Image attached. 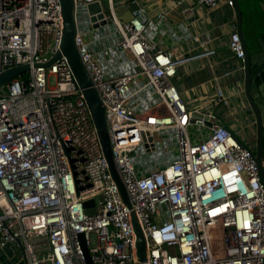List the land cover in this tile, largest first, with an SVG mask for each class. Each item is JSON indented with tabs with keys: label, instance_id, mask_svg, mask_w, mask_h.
<instances>
[{
	"label": "built area",
	"instance_id": "obj_1",
	"mask_svg": "<svg viewBox=\"0 0 264 264\" xmlns=\"http://www.w3.org/2000/svg\"><path fill=\"white\" fill-rule=\"evenodd\" d=\"M73 1L74 18L78 4L105 5L111 14L105 20L121 37L117 47L130 55L132 71L110 76L88 50V37L76 29L74 46L104 108L114 166L130 207L109 172L67 60L61 56L48 65L60 52L59 0H0V73L29 68L0 89V264H87L79 235L91 264H264V186L252 153L214 115L205 116L214 121L208 137L193 143L188 127H204L205 118L192 117L172 81L179 67L215 52L205 44L180 56L155 50L139 19L143 10L124 24L114 0ZM169 1L182 7L186 0ZM220 1L194 0L210 10ZM228 48L244 59L236 31ZM138 78L165 115H139L128 106ZM216 95L226 106L222 91ZM164 130L174 132L176 156L139 174L132 154L144 148L143 135L147 140ZM132 214L146 241L142 262Z\"/></svg>",
	"mask_w": 264,
	"mask_h": 264
},
{
	"label": "crops",
	"instance_id": "obj_2",
	"mask_svg": "<svg viewBox=\"0 0 264 264\" xmlns=\"http://www.w3.org/2000/svg\"><path fill=\"white\" fill-rule=\"evenodd\" d=\"M253 1L259 2L260 7L264 8V0H237L245 30L258 25H249L253 17L249 4ZM121 3L129 6L133 0H122ZM137 5L138 9L143 10L139 19L145 25V36L155 50L170 51L175 56H180L198 52L200 45L205 44L209 50L215 52L210 58L194 60L179 67L172 79L186 109L196 114L197 118H205L204 127L195 126L193 123L188 127L190 140L198 143L208 137L214 121L207 120L205 116L214 115L216 120L223 123L244 145L255 147L253 125L245 124L240 110L235 105L234 73L240 61L228 48L230 33L236 31V11L233 3L222 0L213 10L196 5L194 0H186L182 7L169 0H143ZM187 8L190 10L186 11ZM131 14L133 15V12ZM260 20L259 24H263L264 19ZM123 53L130 59L128 52ZM144 84L143 78H138L132 84L128 106L139 115H165L166 110L153 95L152 89L143 88ZM217 90L222 91L227 100L226 106L217 103ZM160 133H165L175 140L172 130Z\"/></svg>",
	"mask_w": 264,
	"mask_h": 264
},
{
	"label": "water",
	"instance_id": "obj_3",
	"mask_svg": "<svg viewBox=\"0 0 264 264\" xmlns=\"http://www.w3.org/2000/svg\"><path fill=\"white\" fill-rule=\"evenodd\" d=\"M59 2L61 5L63 19L60 52L54 55L48 65L57 61L61 56L65 57L67 60L77 86L81 90L90 111L104 158L108 164L109 172L119 190L123 203L127 207H130L125 189L114 166L104 108L96 91L92 88L90 79L80 62L74 46V37L76 33L74 1L59 0ZM232 3L236 11V32L244 50V59L240 61L239 66L236 68V72L234 73V86L236 89L235 105L240 110L245 124L253 125L252 129L256 136L255 147L250 149L237 137L236 139L252 153L259 170L260 181L264 186V161L262 162L261 160L264 155V23L245 30L243 27V16L238 2L237 0H232ZM128 8L132 13L138 9V5L133 2L128 6ZM86 11L90 26L93 30H97L99 27L109 24V22L105 20V17L107 16L108 19H110L111 14L105 5L91 4L86 6ZM246 35H248V38ZM28 69V66H19L0 73V89H2L11 80L26 73ZM192 117L197 119L196 114H193ZM198 118H201V116H198ZM218 125L227 129L221 122H219ZM143 146L146 153L153 152L155 150L153 138L148 137L146 140L145 135H143ZM92 203L93 202L91 201L85 203V208L90 207ZM86 213L88 215H93L90 211H87ZM132 226L136 235L137 258L142 262L146 259V241L134 214H132ZM78 240L87 264H91L83 235H79ZM3 251L9 256L11 255L9 245H6L3 248ZM3 259L4 256L0 258V260ZM5 264L10 263L7 262Z\"/></svg>",
	"mask_w": 264,
	"mask_h": 264
},
{
	"label": "rangeland",
	"instance_id": "obj_4",
	"mask_svg": "<svg viewBox=\"0 0 264 264\" xmlns=\"http://www.w3.org/2000/svg\"><path fill=\"white\" fill-rule=\"evenodd\" d=\"M121 2L122 0H114V13L119 22L125 24L132 19V16L128 5ZM249 10L253 14L249 25L256 23L262 25L259 22L261 21L260 19H264V8L260 7L259 2H250ZM75 22L78 33L84 37H88V50L97 55L98 64L105 72H110V75L116 76L133 69V66L130 64V59L123 52L121 53L117 47V44L121 41V37L112 24L109 23L101 26L93 32L86 11V5L84 4L77 5ZM246 24L248 25V21H246ZM246 37L248 38V35ZM49 83L50 86H54L53 79H50ZM152 137L155 144V150L153 152L146 153L144 148L140 147L132 154V162L141 175L149 174L158 168L166 166L168 160L176 156L173 153L176 149L175 140L168 137L165 133H154Z\"/></svg>",
	"mask_w": 264,
	"mask_h": 264
}]
</instances>
